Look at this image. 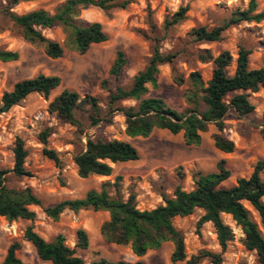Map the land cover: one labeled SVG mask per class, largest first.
I'll return each mask as SVG.
<instances>
[{"label":"rangeland","instance_id":"rangeland-1","mask_svg":"<svg viewBox=\"0 0 264 264\" xmlns=\"http://www.w3.org/2000/svg\"><path fill=\"white\" fill-rule=\"evenodd\" d=\"M11 0H0V48L18 52V59L10 62L0 61V96L10 90L17 81L37 74L57 75L59 85L48 97L33 92L18 104L0 114V170L6 171V184L12 188L31 187L44 206L64 199L83 197L90 189H99L105 181L113 182L120 176L121 192L126 198L130 191L135 193L136 206L140 210L152 209L163 203L162 195L172 196L179 185L184 190L194 187V175L217 171V163L225 160L230 171L228 179L220 186L229 187L236 179L248 177L256 162L264 160V142L260 129L264 124V89L249 93L248 99L254 106L251 113L239 116L229 110L224 117V128L218 131L214 124L201 133L199 145H186L182 132L171 134L165 129H154L147 137L130 138L125 134V119L120 111L109 115L110 122L100 120L89 124L87 113L78 114V126L60 121L48 111V103L62 90L76 91L81 97L95 96L99 99L102 112L107 110L108 90L116 85L129 87L133 76L142 70L151 56L156 36L157 46L163 53L176 52L172 64H161L158 69L157 87L147 84V96L161 98L167 107L182 112L187 108L184 91L188 87V75L199 71L203 81L210 78L212 63H203L197 59L199 49H209L216 56L221 50H229L232 63L228 73L235 67L237 51L240 45L251 50L249 68L264 67V20L260 23L242 22L223 32L217 42L197 43L188 35L193 27L218 25L222 18L235 8H246L248 0H131L124 9L113 8L104 12L99 8L89 7L80 11V17L86 21H98L102 24L107 40L92 44L83 54L64 46L65 34L55 26L42 30L46 37L59 42L64 53L59 58L48 57L41 45L27 42L14 27L5 13ZM65 0H19L10 11L23 14L33 9H45L53 12L55 7ZM258 10H264V0H257ZM181 6H188L185 18L168 30L163 28V20L176 12ZM150 15V17H149ZM149 18L155 25L154 31L149 26ZM145 32L149 38L141 35ZM123 51L126 62L117 80L110 76L109 70L116 52ZM182 77V84L175 83V78ZM107 80L106 87L102 81ZM122 106H135L133 100L120 102ZM107 117V116H105ZM103 117V118H105ZM49 129L46 143L40 134ZM222 134L234 144V150L224 153L214 146L213 135ZM87 135L103 140L118 139L132 143L138 151V159L128 162L112 163L109 176L90 175L81 178L77 175L73 156L85 145ZM23 140L27 150L24 168L26 174L16 177L12 173L13 147L15 139ZM57 152L59 163L49 159L43 150ZM261 176L264 178V169ZM251 218L257 223L264 238V221L248 203ZM36 213L34 220L17 219L7 221L0 216V263L8 246L19 241L17 256L25 264H51L41 260L34 247L24 239L23 232L28 225L45 240H52L57 234L65 239V244L74 248L75 254L85 264L100 258L111 261L142 260L145 264H187V260L201 251L221 252L214 228L210 222H197L202 216L201 209L191 214L175 217V228L184 237L185 259L171 262L173 243L167 241L159 249L149 250L143 257L135 256L129 245H117L104 240L100 233L102 223L109 218L106 211L64 210L58 220H52L38 206H32ZM223 221L234 233L233 240L227 243L222 252V264H259L255 251L247 250L241 240L243 233L236 226L231 216L222 214ZM84 229L88 246L81 249L76 246V232ZM197 264H211L208 257H203Z\"/></svg>","mask_w":264,"mask_h":264},{"label":"trees","instance_id":"trees-1","mask_svg":"<svg viewBox=\"0 0 264 264\" xmlns=\"http://www.w3.org/2000/svg\"><path fill=\"white\" fill-rule=\"evenodd\" d=\"M19 0H11L4 10L8 18L18 29L21 36L29 43L43 47L45 54L50 58H59L64 53V47L42 34V30L58 26L65 34L64 46L80 54L85 53L92 44L107 40L103 26L98 21H86L80 17V11L95 7L105 13L113 8L124 9L131 0H65L57 5L53 12L45 9H33L23 14L10 11L12 5ZM257 0H248L246 8H235L223 17L218 25L213 27H193L189 36L193 42L210 43L222 39L223 32L233 25L246 23H260L264 20V10H258ZM188 11V6H181L163 20V28L168 30L180 23ZM150 17V15H149ZM152 31L155 25L149 18ZM145 38L149 36L141 32ZM155 45L145 67L138 71L129 87L116 85L108 90L107 110L102 112L99 99L95 96H80L76 91L64 89L48 103V111L62 122L78 126V114L87 113L90 125L100 120L110 122L109 115L113 111H120L125 119V134L130 138L147 137L154 129H165L171 134L182 132L186 145H199L201 133L214 124L220 132L224 128V117L231 110L239 116L251 113L254 106L250 103L249 93L264 89V67L249 68L251 50L240 45L237 51L235 67L232 74L228 68L232 63V54L229 50H221L214 56L209 49L197 51V59L203 63H212L210 78L203 81L199 71H192L188 75V87L184 91L187 108L178 112L167 107L159 97L147 96L150 84L157 87L158 67L161 64H172L176 52L163 53L157 46L158 38L153 37ZM18 59V52L0 48V61L10 62ZM126 62L123 51L116 52L115 59L110 67L109 74L115 80L120 76ZM183 78H175V83L182 84ZM60 83L57 75L37 74L24 78L13 87L4 91L0 96V114L18 104L27 95L36 92L45 98ZM107 80L102 81L106 87ZM133 100L135 106H122L120 102ZM107 116V117H105ZM105 117V118H103ZM49 129L40 134V139L46 143ZM264 142V124L260 129ZM214 146L224 152L234 150V144L220 133L213 135ZM43 153L55 163H59L57 152L44 148ZM27 150L21 138L17 137L13 147L12 173L16 177L26 174L24 168ZM138 159L136 147L125 140L95 139L87 135L83 149L73 156L77 175L87 178L90 175L109 176L112 172V163L128 162ZM264 169V160H259L248 177L236 179L229 187L220 184L229 178L230 171L225 166V160L217 163V171L208 174L197 172L194 175V187L184 190L177 185L171 197L162 195L163 203L152 209L140 210L136 206L135 193L130 191L125 198L121 192L120 176L113 182L101 183L99 189H90L83 197L64 199L44 206L41 198L34 193L31 187L12 188L6 184V171L0 170V216L11 222L17 219L34 220L36 217L32 206L40 207L52 220H58L60 214L68 209L73 212L79 210L106 211L108 220L100 227L104 240L117 245H129L132 253L143 257L149 250L159 249L163 243H173L170 255L171 262L185 259L184 237L173 225L175 217L191 214L195 209L203 211L197 222H210L214 228L221 252L201 251L191 256L187 264H197L201 258L208 257L211 264H222V252L227 243L234 238L232 228L222 219V214H228L235 225L243 233V246L255 251L259 264H264V238L257 223L251 218L250 211L245 206L248 203L264 221V178L261 176ZM23 237L35 249L37 256L51 264H85L84 260L75 254L74 248L65 244L61 234L47 241L28 225ZM76 246L86 249L88 238L84 229L76 232ZM19 241H13L7 248L0 264H25L18 256ZM88 264H145L142 260L129 262L125 260L111 261L105 258L92 261Z\"/></svg>","mask_w":264,"mask_h":264},{"label":"crops","instance_id":"crops-1","mask_svg":"<svg viewBox=\"0 0 264 264\" xmlns=\"http://www.w3.org/2000/svg\"><path fill=\"white\" fill-rule=\"evenodd\" d=\"M178 134V133H177ZM201 138H202V136H201ZM141 258V257H140Z\"/></svg>","mask_w":264,"mask_h":264}]
</instances>
